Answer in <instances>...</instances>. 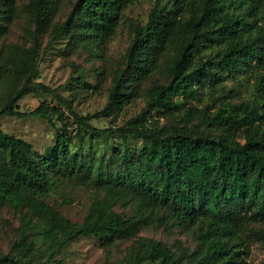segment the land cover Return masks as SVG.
Returning a JSON list of instances; mask_svg holds the SVG:
<instances>
[{"label":"trees","instance_id":"trees-1","mask_svg":"<svg viewBox=\"0 0 264 264\" xmlns=\"http://www.w3.org/2000/svg\"><path fill=\"white\" fill-rule=\"evenodd\" d=\"M138 1L76 0L65 19L52 24L58 0H29L34 43L0 47V83L18 82L2 96L0 118H38L53 135L39 152L0 129V211L7 205L21 213L18 239L0 254V264H62L56 257L78 237L111 245L134 236L121 264H181L167 244L137 235L151 215L184 230L198 228L196 246L186 255L190 264H248L250 246L264 245V0H150L125 68L114 74L106 105L92 114H78L57 89L31 81L46 32L50 46L65 42L72 50L79 44L95 55L114 39L123 11ZM13 3L0 0V38L6 33L1 21L15 16ZM153 73L166 81L144 91L140 114L117 128L92 124L131 103ZM241 75L253 78L256 101L220 103L208 112L209 102L224 96L226 80ZM73 79L83 83V72ZM37 93L55 104L21 111L19 101ZM193 102L206 109L196 130L144 124L146 114L173 115L184 104L183 119L193 122ZM64 181L94 191L81 222L46 201ZM118 202L131 205L134 215L119 213Z\"/></svg>","mask_w":264,"mask_h":264},{"label":"rangeland","instance_id":"rangeland-1","mask_svg":"<svg viewBox=\"0 0 264 264\" xmlns=\"http://www.w3.org/2000/svg\"><path fill=\"white\" fill-rule=\"evenodd\" d=\"M4 1V0H2ZM29 0H14L15 16L8 23L1 21L6 27V33L0 38V47L8 50H21L32 46L34 43V23L26 9ZM76 0H58L54 9L52 24L62 22L68 12L73 8ZM152 7L150 0H140L128 6L122 14V20L114 39L97 54H91L86 48L77 44L69 50L65 42L48 45L49 33L40 37V50L38 53V76L32 82H42L57 89L63 97L71 101L74 111L87 115L103 109L108 100V90L112 86L115 73L125 68V59L128 46L135 32L147 20V14ZM79 71L84 74V82L74 81ZM166 81V75L153 73L141 84L140 95L131 103L124 106L121 111H114L110 116L94 118L92 124L97 127L117 128L126 121L140 114L146 108L144 91L153 83ZM18 82L3 81L0 83V102L10 88ZM253 78L239 76V80H226L224 96L219 101H210L207 111L214 112L220 103H240L241 101H256L253 90ZM41 102L55 104L54 99L44 93L29 94L19 101L21 111H28L37 107ZM197 108V115L193 122L183 119L184 110L188 104L180 107L173 115L158 116L155 113L145 115L144 124L151 127H165L168 130H194L200 124L199 117L204 103L193 102ZM64 114L70 116L67 108ZM206 110V109H205ZM201 126L199 129H202ZM0 129L9 134L22 137L41 152L53 140L52 129L43 120L38 118L18 119L5 116L0 118ZM216 133V131H213ZM117 140V139H116ZM94 191L74 183L62 182L58 184L47 196L46 201L55 207L62 215L72 221L81 222L87 213ZM115 209L124 216L134 215L131 205L120 202L115 204ZM20 212L3 206L0 211V254L7 253L14 241L18 239L21 230ZM151 217H154L151 215ZM148 218V224H140L137 235L159 240L167 244L178 256L181 264H190L186 256L191 254L196 246L197 227L181 229L170 221ZM136 236L126 240L116 241L111 245H104L92 237H78L67 247L62 255V264H121L130 245ZM248 264H264V245L255 242L250 246L247 257ZM56 264V263H52Z\"/></svg>","mask_w":264,"mask_h":264}]
</instances>
